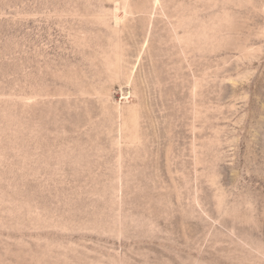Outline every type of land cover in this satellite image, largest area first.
<instances>
[{
    "label": "rangeland",
    "instance_id": "374dc122",
    "mask_svg": "<svg viewBox=\"0 0 264 264\" xmlns=\"http://www.w3.org/2000/svg\"><path fill=\"white\" fill-rule=\"evenodd\" d=\"M0 264H264V0H0Z\"/></svg>",
    "mask_w": 264,
    "mask_h": 264
}]
</instances>
